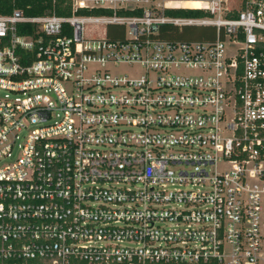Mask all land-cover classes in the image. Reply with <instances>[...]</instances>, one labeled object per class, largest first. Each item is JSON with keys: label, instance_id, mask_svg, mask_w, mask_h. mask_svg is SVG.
Wrapping results in <instances>:
<instances>
[{"label": "built area", "instance_id": "obj_1", "mask_svg": "<svg viewBox=\"0 0 264 264\" xmlns=\"http://www.w3.org/2000/svg\"><path fill=\"white\" fill-rule=\"evenodd\" d=\"M60 8L0 13V264H264V0Z\"/></svg>", "mask_w": 264, "mask_h": 264}, {"label": "trees", "instance_id": "obj_2", "mask_svg": "<svg viewBox=\"0 0 264 264\" xmlns=\"http://www.w3.org/2000/svg\"><path fill=\"white\" fill-rule=\"evenodd\" d=\"M62 0H16L13 4H9L5 0H0V13L7 12L12 6H21L26 14H38L44 11L54 10L56 13H65L66 11L60 8ZM189 4V3H186ZM93 12H98L99 9H92ZM172 13H189L198 12V9H167Z\"/></svg>", "mask_w": 264, "mask_h": 264}, {"label": "rangeland", "instance_id": "obj_3", "mask_svg": "<svg viewBox=\"0 0 264 264\" xmlns=\"http://www.w3.org/2000/svg\"><path fill=\"white\" fill-rule=\"evenodd\" d=\"M176 15H196L199 12H189V13H172ZM203 28L197 26H180L176 27L175 37L179 38H197L202 34ZM112 70H116L118 73H126L128 75H138L142 73V67L136 63H119L111 67Z\"/></svg>", "mask_w": 264, "mask_h": 264}, {"label": "bare ground", "instance_id": "obj_4", "mask_svg": "<svg viewBox=\"0 0 264 264\" xmlns=\"http://www.w3.org/2000/svg\"><path fill=\"white\" fill-rule=\"evenodd\" d=\"M186 3H189V4H188L189 6H196V5L198 4L197 1H188V2H186Z\"/></svg>", "mask_w": 264, "mask_h": 264}]
</instances>
